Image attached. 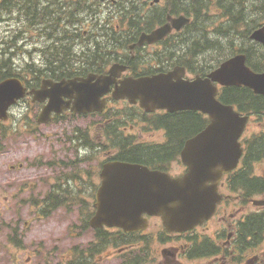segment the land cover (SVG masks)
<instances>
[{
  "label": "flooded vegetation",
  "instance_id": "obj_1",
  "mask_svg": "<svg viewBox=\"0 0 264 264\" xmlns=\"http://www.w3.org/2000/svg\"><path fill=\"white\" fill-rule=\"evenodd\" d=\"M234 1H239L240 6L248 3L245 5L251 8L249 20L254 23L253 31L264 26V18L261 17L264 3ZM231 10V0H0V61L31 63L41 70L44 76L40 82L36 78H24V85L31 92L41 88L44 80L54 85L74 74L83 76L91 70L89 66L103 72L107 64L114 61L125 62L132 70L138 69L133 65L137 63L142 68L167 71L177 67L174 61L181 58L189 57L196 61L198 20L203 13L207 14V20L212 14L220 16L221 21L232 14ZM242 15L240 23L244 19L243 11ZM180 16L189 18L190 23L180 30L172 28L167 37L154 44L144 40L146 35L167 24L174 26L171 19ZM187 31L191 32L190 38L186 36ZM141 39L143 44H140ZM184 63L191 64V61L185 60ZM152 115V125L146 118H142L141 123L151 131L148 137H158L154 139L157 142L169 141V129L173 138L181 131L180 114L175 113L174 117L157 111ZM108 117L104 114L103 119H97L95 127L112 133L116 125L114 119ZM194 123L190 121L189 125ZM123 128L127 132L133 129ZM92 172L86 174L85 185L94 190L101 180L99 173L94 171L92 175ZM254 177L264 178V175L254 170ZM222 190L226 191V187ZM253 199L242 194L230 200L238 205L241 214L230 215L234 222L226 215L222 217L228 223L226 230L196 231L189 237L178 235L167 248L161 243L155 248L150 247L147 231L124 235L129 239L126 246L129 259L123 264H264V231L259 229L262 208L253 206ZM252 219L257 222L258 228L247 229L246 224ZM157 227L155 238H161L163 232H160L159 222ZM131 238L138 241V247L132 245ZM191 245L200 248L203 253L186 263L182 254ZM96 250L90 242L81 248L80 254L85 252L84 255L90 256ZM115 251L117 256L123 252L121 249H107L106 257L114 258L111 253Z\"/></svg>",
  "mask_w": 264,
  "mask_h": 264
},
{
  "label": "water",
  "instance_id": "obj_2",
  "mask_svg": "<svg viewBox=\"0 0 264 264\" xmlns=\"http://www.w3.org/2000/svg\"><path fill=\"white\" fill-rule=\"evenodd\" d=\"M234 62L235 59L229 61L213 74V80L225 85L244 83L241 74L236 76V80L229 73ZM139 83L142 84L139 87H146L145 83ZM262 85L264 80L260 78L252 84L257 86L258 92L264 93ZM9 88L16 92V87ZM148 88L145 91L150 94ZM155 92L159 102L163 103L160 106L203 110L211 115L212 124L187 142L182 155L189 170L183 178L174 179L138 165H106L102 174L104 183L97 195L98 212L93 226L106 224L123 227L127 231L142 229L145 228L142 214L151 213L162 216L170 231L191 230L213 216L221 201L218 184L223 175L238 163L242 151L238 139L246 118H241L233 107L218 103L216 89L209 82H181L169 85L167 90L157 86Z\"/></svg>",
  "mask_w": 264,
  "mask_h": 264
},
{
  "label": "rangeland",
  "instance_id": "obj_3",
  "mask_svg": "<svg viewBox=\"0 0 264 264\" xmlns=\"http://www.w3.org/2000/svg\"><path fill=\"white\" fill-rule=\"evenodd\" d=\"M248 13L249 17L252 16L251 8ZM221 40L226 42L225 40L230 41V38H222ZM225 49L226 46H223L222 51ZM217 53L213 51V55ZM82 121L81 119L78 122L69 121V124L65 126L58 123L51 124L48 127L39 126L34 130L35 139L33 141L27 135L25 141H17L9 137L3 142L7 146L0 148V264H10L9 259L12 256L18 260V263L36 264L33 254L39 248L42 250L41 252L57 250L60 252V257H65L68 250L76 246H83L85 242L93 238L89 232L81 231L83 216L79 208H75L72 213L68 214L62 209L57 210L46 219L35 212L37 211L36 208L33 209V207L30 208L28 205L18 203V201L27 200L31 197H35V200L37 198L43 199L51 187L57 184L59 172L51 167H41L40 165L35 167L33 161L66 160V154L68 153L58 140L66 131L71 133L75 127L87 128L84 123L86 125L89 123ZM252 126H255L254 123ZM148 136V134L145 135L143 141L157 139L156 137L148 138ZM179 162L171 161L169 170L173 173H180L182 169ZM21 164H24L22 169L11 170V166ZM83 167L89 169L91 166L84 165ZM258 169H264V162L256 165V170ZM67 172H71V170H67ZM70 186L83 190L85 195L88 193V188H83L79 184V180L70 183ZM232 210V208H229L228 215H234V213L237 215V212ZM222 213L221 211L218 216L222 221L216 219L208 226H205L204 229H200V231H215L216 229L224 230L228 228V223L220 217ZM19 218H22L23 223L26 222V228L25 230L20 228L24 243L21 244V248L16 249L15 247H9L6 237L11 234V231L7 229L6 226L8 225L4 223L2 225L1 222L5 221V223L13 224L14 226V221ZM71 226L72 234L70 237L68 234ZM79 236L81 237L79 238ZM103 263L117 264L114 260H106ZM52 264H57V261H52Z\"/></svg>",
  "mask_w": 264,
  "mask_h": 264
},
{
  "label": "trees",
  "instance_id": "obj_4",
  "mask_svg": "<svg viewBox=\"0 0 264 264\" xmlns=\"http://www.w3.org/2000/svg\"><path fill=\"white\" fill-rule=\"evenodd\" d=\"M249 96H250V93L248 90L232 89L226 94H224L223 99L224 101L229 102V103H234L238 105L239 107L242 106L243 109H246V106H250L249 110H252V108H254L256 111L264 113V99H260L258 103H253V102L249 103ZM250 101H253L252 98H250ZM185 127H187V121L182 120L180 133L182 132L183 134L187 131ZM187 129H190V128H187ZM148 156L149 155L147 154H143L142 158L143 157L147 158ZM261 187L264 190L263 182L261 183Z\"/></svg>",
  "mask_w": 264,
  "mask_h": 264
}]
</instances>
